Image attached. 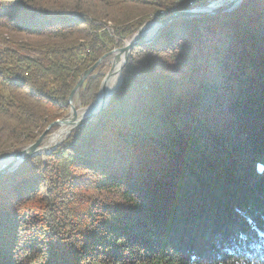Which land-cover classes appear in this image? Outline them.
I'll list each match as a JSON object with an SVG mask.
<instances>
[{
  "label": "trees",
  "instance_id": "obj_1",
  "mask_svg": "<svg viewBox=\"0 0 264 264\" xmlns=\"http://www.w3.org/2000/svg\"><path fill=\"white\" fill-rule=\"evenodd\" d=\"M212 1L0 0V157L67 116L145 22ZM121 77L98 116L0 176V264H264V0L171 20Z\"/></svg>",
  "mask_w": 264,
  "mask_h": 264
},
{
  "label": "water",
  "instance_id": "obj_2",
  "mask_svg": "<svg viewBox=\"0 0 264 264\" xmlns=\"http://www.w3.org/2000/svg\"><path fill=\"white\" fill-rule=\"evenodd\" d=\"M242 0H229L228 2H226L225 4L221 5V6H207L204 8H193V9H182V10H178L175 11L173 13H171L170 15H168L167 17L160 19V20H150L145 22L131 37L127 38L126 40L123 41L122 45L118 48H114L111 52H109L108 54L104 55L102 58H100L92 67H90L89 69H87L82 76L80 77V79L78 80L77 84L74 86V88L72 89L69 98H68V103L70 105V110H69V115L66 117H63L61 119L55 120L54 122H52L45 130L44 132L39 136V138L19 149L16 151L11 152L10 154L6 155V156H2L0 158H4V157H10V160L7 162V164H5L2 168H0V176L3 174H8L10 173L13 169L17 168L18 166H20L23 162H25L26 160H28L29 158L40 154V153H48L50 152L53 148H55L58 144H60L62 142L59 141L57 142L54 146L48 148L47 150H41L39 148V145L41 143V141L44 139L46 133L54 126L56 125H70V129L66 135V137L68 136V134H70L74 129L82 126L84 123H86L87 121L93 119L94 117L98 116L106 107L111 95L117 90V88L119 87L120 83H121V71L122 68L124 66V64L126 63L129 53L132 49L133 46L138 45V44H142V43H146L149 42L150 40H152L153 38H155L158 33L160 32V30L171 20L178 18V17H196V16H203V15H216V14H221V13H225V12H230L232 10H234L240 3ZM147 23H151L153 25V30L151 32V34L147 37H142L140 35V31L141 29L147 24ZM116 53L115 59H120V66L118 69L119 72V82L118 85L116 86V88L109 94V96L107 98H102V100L99 103V106L96 110H94L93 112L89 113L88 115L78 119V120H74L75 118V113H76V109L72 104V99H73V95L74 93L77 91H79V89L81 88V86L83 85L84 81L86 80V78L89 76L90 72L93 70V68L100 63L106 56H108L111 53ZM112 67L113 64L111 65L110 69L108 70V72H106L99 91L97 93V96L99 95V93L103 90L104 87V83L106 81V79L112 74ZM96 96V98H97ZM95 98V100H96ZM94 100V101H95ZM94 103V102H93ZM92 103V104H93ZM91 105V104H90ZM89 105V106H90ZM88 107V106H87ZM65 137V138H66Z\"/></svg>",
  "mask_w": 264,
  "mask_h": 264
},
{
  "label": "bare ground",
  "instance_id": "obj_3",
  "mask_svg": "<svg viewBox=\"0 0 264 264\" xmlns=\"http://www.w3.org/2000/svg\"><path fill=\"white\" fill-rule=\"evenodd\" d=\"M153 30V25L151 23H147L140 31V35L142 37H147L151 34ZM116 53H112L111 55L107 56L108 60L110 61L111 64H113L112 67V74L106 79L105 81V85L103 87V90L99 93V95L97 96L96 100L94 101L93 104H91L88 107H85L83 109H79L76 107L75 102H74V96L77 95L78 96V92L76 91L73 95V99H72V104L76 109V113H75V118L74 120H78L86 115H88L89 113L93 112L94 110H96L99 106L100 101L102 100V98H107L109 96V94L116 88V86L118 85L119 82V66H120V59H115ZM107 62V61H106ZM76 99V98H75ZM59 129H57L55 131V133L48 139V140H42L39 148L41 150H47L48 148L54 146L57 142H59L69 131L70 129V125H59ZM10 160V157H4V158H0V168H2L5 164H7V162Z\"/></svg>",
  "mask_w": 264,
  "mask_h": 264
},
{
  "label": "rangeland",
  "instance_id": "obj_4",
  "mask_svg": "<svg viewBox=\"0 0 264 264\" xmlns=\"http://www.w3.org/2000/svg\"><path fill=\"white\" fill-rule=\"evenodd\" d=\"M229 0H214V1H212L211 2V4H210V6H221V5H223V4H225L226 2H228ZM112 54V53H111ZM111 54H109V55H111ZM108 55V56H109ZM107 61V62H106ZM111 63H110V61L108 60V57L106 56L100 63H98L94 68H93V70L90 72V74H89V76L92 74V72L95 70V69H100V68H102V70H103V72H108V70L110 69V67H111ZM106 74V73H105ZM88 76V77H89ZM87 77V78H88ZM79 92V91H78ZM76 98V99H75ZM74 102H75V105H76V107L77 108H81V109H83L84 107H82L81 105H80V102H79V99H78V96L77 95H75L74 96ZM70 110V109H69ZM68 115H69V113H68ZM67 115V116H68ZM66 116V117H67ZM55 128H53V130L51 131V133L49 134V135H45V137H44V141L45 140H48L54 133H55V131L59 128V125H56V126H54ZM51 128V129H52ZM50 129V130H51ZM67 135V134H66ZM66 135L61 139V140H64V138L66 137ZM60 140V141H61ZM40 154H45V153H40Z\"/></svg>",
  "mask_w": 264,
  "mask_h": 264
}]
</instances>
